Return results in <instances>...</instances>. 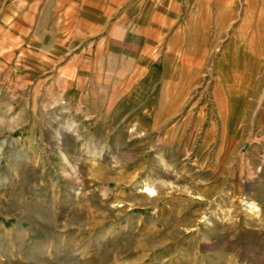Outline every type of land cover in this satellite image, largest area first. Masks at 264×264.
<instances>
[{
	"label": "rangeland",
	"instance_id": "374dc122",
	"mask_svg": "<svg viewBox=\"0 0 264 264\" xmlns=\"http://www.w3.org/2000/svg\"><path fill=\"white\" fill-rule=\"evenodd\" d=\"M91 1L0 0V264H264V0Z\"/></svg>",
	"mask_w": 264,
	"mask_h": 264
},
{
	"label": "bare ground",
	"instance_id": "6f19581e",
	"mask_svg": "<svg viewBox=\"0 0 264 264\" xmlns=\"http://www.w3.org/2000/svg\"><path fill=\"white\" fill-rule=\"evenodd\" d=\"M233 2V1H232ZM91 150V149H90ZM95 151H90V154H94ZM65 161V159H64ZM153 181V180H152ZM146 194L149 196V197H154L156 195V189L154 187V181L153 182H149L147 185H146ZM252 206V205H251ZM255 211H257V209L255 208V206L252 207Z\"/></svg>",
	"mask_w": 264,
	"mask_h": 264
},
{
	"label": "crops",
	"instance_id": "0c3cea01",
	"mask_svg": "<svg viewBox=\"0 0 264 264\" xmlns=\"http://www.w3.org/2000/svg\"><path fill=\"white\" fill-rule=\"evenodd\" d=\"M90 3H91L90 9L94 10L97 7V4H101V3L103 4L104 0H92ZM230 4L234 5V0H231ZM232 7H234V6H232Z\"/></svg>",
	"mask_w": 264,
	"mask_h": 264
}]
</instances>
